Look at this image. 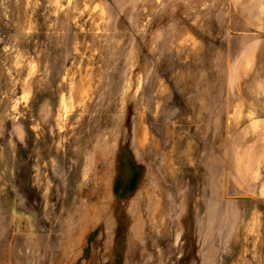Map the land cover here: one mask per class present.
Masks as SVG:
<instances>
[{"label":"rangeland","instance_id":"rangeland-1","mask_svg":"<svg viewBox=\"0 0 264 264\" xmlns=\"http://www.w3.org/2000/svg\"><path fill=\"white\" fill-rule=\"evenodd\" d=\"M0 264H264V0H0Z\"/></svg>","mask_w":264,"mask_h":264}]
</instances>
